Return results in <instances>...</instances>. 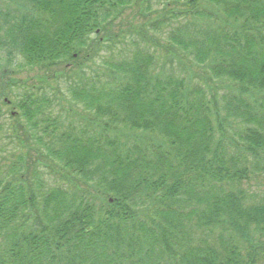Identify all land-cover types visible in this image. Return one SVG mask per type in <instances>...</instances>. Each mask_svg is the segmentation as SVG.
Returning <instances> with one entry per match:
<instances>
[{"label":"trees","instance_id":"16d2710c","mask_svg":"<svg viewBox=\"0 0 264 264\" xmlns=\"http://www.w3.org/2000/svg\"><path fill=\"white\" fill-rule=\"evenodd\" d=\"M1 154L0 264H264V0H0Z\"/></svg>","mask_w":264,"mask_h":264},{"label":"rangeland","instance_id":"374dc122","mask_svg":"<svg viewBox=\"0 0 264 264\" xmlns=\"http://www.w3.org/2000/svg\"><path fill=\"white\" fill-rule=\"evenodd\" d=\"M153 5L154 6H156V2L154 1L153 2ZM18 62V61H17ZM11 113H12V111H10L9 110V112H8V115L4 118V120H3V122H4V124L5 125H10V124H12L13 123V118H12V116H11ZM31 143H33V142H31ZM2 144H8V141H3V143ZM15 146H18V144H16V145H14V147ZM11 148V147H10ZM6 153V152H5ZM5 154H3V156H4ZM0 156H2V154L0 155ZM4 161V159L2 160V162ZM1 162V163H2ZM251 191H252V194H256V195H264V178H262L258 183H256V184H254V185H252V187H251Z\"/></svg>","mask_w":264,"mask_h":264}]
</instances>
